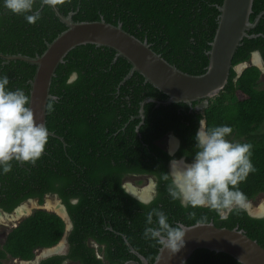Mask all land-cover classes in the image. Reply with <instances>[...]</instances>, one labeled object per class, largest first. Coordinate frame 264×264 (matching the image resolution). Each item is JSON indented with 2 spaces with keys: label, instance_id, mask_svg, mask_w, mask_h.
Instances as JSON below:
<instances>
[{
  "label": "trees",
  "instance_id": "trees-1",
  "mask_svg": "<svg viewBox=\"0 0 264 264\" xmlns=\"http://www.w3.org/2000/svg\"><path fill=\"white\" fill-rule=\"evenodd\" d=\"M46 0H35L40 17L29 23L0 2V52L41 55L66 25ZM59 10L73 12L76 21L104 19L122 23L171 64L190 74H202L209 61L217 25L218 5L223 0H55ZM264 10V0H254V20ZM244 38L232 61L228 82L207 107L193 110L184 102L156 106L145 104V119L136 117L146 97L167 95L134 72L124 80L132 65L115 58V50L95 44L78 45L68 52L52 79L46 127L63 138L49 135L42 156L35 163L12 160L8 173L0 172V208L11 213L31 198L42 203L46 194H58L72 221L68 251L42 258L39 264H125L139 260L137 252L153 263L161 245L145 239L146 214L163 210L169 222L193 225L213 222L218 227L243 229L264 247V217L251 216L241 205L226 217L222 210L181 207L172 200L162 179L170 171L173 156L159 144L169 134L180 140L176 158L191 161L196 151L195 133L200 122L214 127L232 126L235 142L251 143L255 171L236 186L245 201L264 192V132L254 133L264 122V88L256 65L240 74L235 65L248 61L258 51L264 61V15ZM36 66L22 60L7 62L0 57V75L9 77L8 87L23 89L30 97V80ZM76 75L74 79L71 77ZM47 104V105H48ZM230 136V137H231ZM143 173L156 182L153 198L147 202L130 195L122 185L125 175ZM194 213V215H192ZM155 220V217H154ZM66 223L58 214L36 209L13 227L0 247V264L7 257L32 260L40 249L56 245ZM185 264H242L233 256L206 248L196 249Z\"/></svg>",
  "mask_w": 264,
  "mask_h": 264
},
{
  "label": "water",
  "instance_id": "water-1",
  "mask_svg": "<svg viewBox=\"0 0 264 264\" xmlns=\"http://www.w3.org/2000/svg\"><path fill=\"white\" fill-rule=\"evenodd\" d=\"M253 2L254 0H223V3L218 5V25L211 48L207 51L209 61L206 71L202 74H190L171 64L151 48L147 39L141 40L131 34L123 28L121 22L112 24L103 18L94 21H76L73 19V12L65 15L59 10L55 0H46L44 3L52 7L56 16L66 25V29L47 43L45 51L35 57L0 52V57L7 62L22 60L36 66L34 77L30 80L29 102L36 120L45 125L48 101L57 99L51 94L50 87L59 64L64 62L70 50L78 45L89 43L109 47L116 52L114 59L123 57L131 63L132 67L124 80L131 77L134 72H138L144 76L146 82L167 95L165 99L146 97L141 102L140 113L137 117L142 118L143 121L145 104L148 102H154L156 106L184 102L193 110L194 101H198L195 109L202 110L208 106L210 98L217 95L227 84L233 66V57L242 44V40L258 35L249 34V31L258 25L264 15V10L260 11L254 20H251ZM253 54L256 58L260 55L258 51ZM250 65L242 62L234 68L236 70L238 68L237 72L240 74ZM256 65L263 68L261 61L256 62ZM75 77L76 75H73L71 80ZM202 125L205 126L204 121ZM49 135L63 140L54 132L49 131ZM170 151L175 152L176 149L171 148ZM151 198L152 196L142 197L143 201H149ZM240 205L246 208L251 216L264 217V213L257 214L250 211L248 206ZM62 210V213L56 212L66 223L61 240L52 247L41 249L43 253L32 260H21V264H39L42 258L67 253V236L72 222L67 211L64 208ZM229 210L222 212V216L226 217ZM184 226L187 233L185 245L180 251L172 253L161 246L154 262L149 263L145 256L131 247L139 260H129L125 264H185L192 253L199 248L227 253L242 264H264V247L257 240L249 237L243 229L218 227L213 222H197ZM60 244L63 245L61 249H59Z\"/></svg>",
  "mask_w": 264,
  "mask_h": 264
},
{
  "label": "clouds",
  "instance_id": "clouds-1",
  "mask_svg": "<svg viewBox=\"0 0 264 264\" xmlns=\"http://www.w3.org/2000/svg\"><path fill=\"white\" fill-rule=\"evenodd\" d=\"M0 2L13 14L23 15L29 23H35L40 17L39 9L34 8L35 0ZM9 83L7 75H0V172L3 173L11 170L12 160L35 163L49 139V130L43 122L36 120L25 91L12 90ZM47 108L51 111L52 104L49 103ZM232 132V126L228 124L207 127L200 122L191 161L176 158L173 151L169 152L173 156L170 171L165 172L162 179L168 182L166 189L171 199L178 200L181 207H208L219 211L245 201V194L236 186L255 171L253 145L234 142L230 139ZM152 181L154 186V179ZM204 219L202 217L200 222ZM186 233L185 226L180 222H169L163 210L152 208L147 212L143 230L145 239L176 253L185 245ZM15 260L21 264L20 259Z\"/></svg>",
  "mask_w": 264,
  "mask_h": 264
},
{
  "label": "flooded vegetation",
  "instance_id": "flooded-vegetation-1",
  "mask_svg": "<svg viewBox=\"0 0 264 264\" xmlns=\"http://www.w3.org/2000/svg\"><path fill=\"white\" fill-rule=\"evenodd\" d=\"M260 54V53H259ZM254 57H256L253 53L251 54V57H250V59L248 60V61H252V58L253 59H255ZM257 59V61H255V62H252V64L251 65H256V62H258V61H261L262 62V65H263V68H261V67H259L260 69H261V71H262V74L264 73V61H263V58H262V56H261V54L256 58ZM248 61H246V62H248ZM254 61V60H253ZM257 66V65H256ZM139 113H140V110H139ZM139 113L137 114V116L139 115ZM136 116V117H137ZM142 119V118H141ZM143 123V119L140 121V123L137 125V128L136 129H139V127H140V125ZM202 123H203V121H202ZM201 123V124H202ZM171 135H173V134H169L168 136H170V138H169V146H170V148H168V147H164L168 152H170V149L171 148H175L176 149V151L174 152V154L179 150V148H180V140L178 139V141H179V146L178 147H176V138H174L173 136H171ZM174 141V143L172 144V142ZM162 146V145H161ZM185 159V158H184ZM169 169H170V165H169ZM143 176H146V177H150V178H152V179H154L152 176H148V175H145V174H143V173H131V174H127V175H125L124 177H123V179H122V185H123V187L126 189V191L130 194V195H132V196H134V197H136L137 199H139L140 201H142L143 202V199H142V197H143V190L142 189H139L138 187H136L135 186V184H133V183H135V182H137V181H140V180H142L143 179ZM133 181V182H132ZM155 181V180H154ZM150 187V189H149V192L148 193H146V196L145 197H147V196H149V194H150V190L152 191V198H153V196L155 195V191H156V182H155V185H154V187L152 188V186L150 185L149 186ZM146 188V187H145ZM144 189V188H143ZM151 198V199H152ZM51 199H53L54 201L53 202H56L57 203V206L58 207H60V209L61 210H55V208H47V207H45V204H46V201L48 200H51ZM150 199V200H151ZM51 202H52V200H51ZM52 202V203H53ZM145 202H147V201H145ZM24 203H32V205H31V207H30V210L29 209H24V207L25 206H23L20 210H19V208L24 204ZM45 209V210H50L51 212H54V213H56V212H58V213H62V208H64V210H66L67 211V213H68V210H67V207H66V205L63 203V200H62V198L58 195V194H55V193H49V194H46L45 195V197H44V200H43V202L41 203L40 201H39V199L38 198H31V199H28V200H26L25 202H23L21 205H19L17 208H15L14 209V211L13 212H11V213H7V212H5L2 208H0V215L1 214H4V215H7V216H9V215H12L13 213H16V215H17V213H18V215L17 216H14V218H13V220H8L9 222H10V224L9 225H11V226H9V228L8 229H12L13 227H15V226H17L18 225V223H20V221L23 219V218H25L26 216H28V215H30V214H32L36 209ZM26 210V211H25ZM27 213H29V214H27ZM57 214V213H56ZM69 215V214H68ZM60 216V215H59ZM61 217V216H60ZM69 218H70V216H69ZM6 221H7V219H5ZM70 220H71V218H70ZM13 221H15L14 223H12ZM72 222V221H71ZM9 232V231H8ZM0 235H4L5 237H3V239H5L6 238V236H7V232H3L2 231V233H0ZM61 245V244H60ZM59 245V246H60ZM60 248H62V247H60ZM68 251V250H67Z\"/></svg>",
  "mask_w": 264,
  "mask_h": 264
},
{
  "label": "rangeland",
  "instance_id": "rangeland-1",
  "mask_svg": "<svg viewBox=\"0 0 264 264\" xmlns=\"http://www.w3.org/2000/svg\"><path fill=\"white\" fill-rule=\"evenodd\" d=\"M252 62H255V61H253V58H252V61L250 60L247 63L248 64H252ZM237 70H238V68H237ZM258 86L260 88H264V73L261 75V78L259 80ZM261 132H264V122H262L257 127V129L255 130L254 133H261ZM169 138H170V136L167 135L166 137H164L162 140L159 141V144H161L163 147L170 148V146H169ZM230 139H232L235 142V138H233L232 136L230 137ZM133 184H135V186L138 187L139 189L143 190V188H145V187H148L150 185L153 186V181H152V179L150 177L143 176L142 180L137 181V182H135ZM151 190H150L149 196L152 195V191ZM51 200H52V202L54 201L53 199H51ZM51 200H49V201L51 202ZM46 202H48V200ZM263 202H264V192L259 194V195H257L255 198L251 199L250 201H243L242 205L248 206V204H249L251 206L250 208H254V207L256 208V207L260 206L261 204H264ZM31 205H32V203H29V204L28 203H24L22 206H25V207H27L30 210ZM248 208H249V206H248ZM250 208H249V210H250ZM225 211L226 210H224L223 212L225 213ZM27 214H29V213H27ZM17 215H18V213H17ZM17 215H16V213H13L12 215H9V216L4 215V214L0 215V233H2V231L4 233L5 232L8 233V231H10V229H8V228L12 224L9 225L10 222L8 220L9 219L13 220L14 216H17ZM5 219H7V221ZM14 222L15 221H13L12 223H14ZM3 237H5V236L4 235H0V247L2 246V244L5 241V239H3ZM42 253H43L42 251H38L36 253V256H39ZM4 262H5V264H20L18 261H16L13 258H10V257H7L4 260Z\"/></svg>",
  "mask_w": 264,
  "mask_h": 264
},
{
  "label": "bare ground",
  "instance_id": "bare-ground-1",
  "mask_svg": "<svg viewBox=\"0 0 264 264\" xmlns=\"http://www.w3.org/2000/svg\"><path fill=\"white\" fill-rule=\"evenodd\" d=\"M255 59H253L254 61H257V59H256V57H254ZM174 143V141L172 142V144ZM149 189H150V187L148 186V187H146V188H144L143 189V197H145L146 196V193H148L149 192ZM264 203V202H263ZM248 206H249V208L251 207L249 204H248ZM23 206H21L20 208H19V210L22 208ZM45 207H47V208H55V210H61L60 209V207H58L57 206V203L56 202H50V201H48V202H46V204H45ZM24 209H28L27 207H24ZM25 210V211H26ZM51 210V209H50ZM250 211H252V212H254V213H257V214H259V213H264V204H261L260 206H258V207H254V208H250ZM59 212V211H58ZM63 245L61 244L59 247H62ZM59 249H61V248H59Z\"/></svg>",
  "mask_w": 264,
  "mask_h": 264
}]
</instances>
